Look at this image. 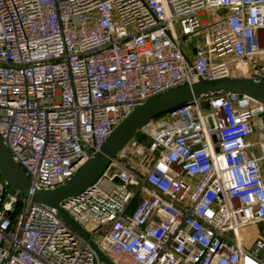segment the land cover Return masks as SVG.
I'll list each match as a JSON object with an SVG mask.
<instances>
[{
	"label": "built area",
	"instance_id": "obj_1",
	"mask_svg": "<svg viewBox=\"0 0 264 264\" xmlns=\"http://www.w3.org/2000/svg\"><path fill=\"white\" fill-rule=\"evenodd\" d=\"M234 76L264 82V0H0V136L36 190L149 99ZM167 116L61 209L113 264H264V240L240 236L264 224V154L249 156L264 103L220 94ZM0 264L106 263L0 176Z\"/></svg>",
	"mask_w": 264,
	"mask_h": 264
},
{
	"label": "water",
	"instance_id": "obj_2",
	"mask_svg": "<svg viewBox=\"0 0 264 264\" xmlns=\"http://www.w3.org/2000/svg\"><path fill=\"white\" fill-rule=\"evenodd\" d=\"M235 93L253 96L264 103V82L236 76L214 81L200 80L196 84L183 85V87L174 88L149 99L118 124L102 150L86 163L71 180L63 186L48 191L33 189L31 180L20 164L14 161L0 136V176L13 190L32 199L35 204L57 209L62 219L89 242L100 262L113 264L93 243L91 235L82 229L67 212H64L60 204L91 187L110 162L126 149L137 132L149 127L155 118L182 107L183 104L216 97L220 94ZM216 151L219 152L218 149Z\"/></svg>",
	"mask_w": 264,
	"mask_h": 264
},
{
	"label": "rangeland",
	"instance_id": "obj_3",
	"mask_svg": "<svg viewBox=\"0 0 264 264\" xmlns=\"http://www.w3.org/2000/svg\"><path fill=\"white\" fill-rule=\"evenodd\" d=\"M204 20H210L212 21V16H205L203 17ZM184 46V44H183ZM193 47V46H191ZM168 113L161 115L157 118H155L153 120L154 124L153 127H151V129H153L155 127V122L161 121V120H167L168 118ZM135 140L137 142H139L143 147L147 146L149 144V138L146 137V135L143 134L142 131L137 132V134L134 136ZM144 156H137L133 159H135L136 161H142ZM241 241L243 242V244L245 246H249L253 243V241H255V239L257 237H261L264 240V224H257L255 226L250 227L249 229L243 231V233H241Z\"/></svg>",
	"mask_w": 264,
	"mask_h": 264
},
{
	"label": "crops",
	"instance_id": "obj_4",
	"mask_svg": "<svg viewBox=\"0 0 264 264\" xmlns=\"http://www.w3.org/2000/svg\"><path fill=\"white\" fill-rule=\"evenodd\" d=\"M254 143L253 148L249 151V156L261 157L264 154V134L256 132L249 138ZM263 178H264V161L261 163Z\"/></svg>",
	"mask_w": 264,
	"mask_h": 264
}]
</instances>
